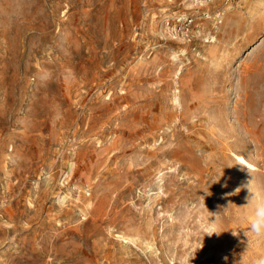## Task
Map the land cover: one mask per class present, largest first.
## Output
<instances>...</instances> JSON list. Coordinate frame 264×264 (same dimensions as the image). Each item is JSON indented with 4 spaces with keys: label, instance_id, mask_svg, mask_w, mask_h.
Segmentation results:
<instances>
[{
    "label": "rangeland",
    "instance_id": "obj_1",
    "mask_svg": "<svg viewBox=\"0 0 264 264\" xmlns=\"http://www.w3.org/2000/svg\"><path fill=\"white\" fill-rule=\"evenodd\" d=\"M262 228L264 0H0V264H264Z\"/></svg>",
    "mask_w": 264,
    "mask_h": 264
},
{
    "label": "bare ground",
    "instance_id": "obj_2",
    "mask_svg": "<svg viewBox=\"0 0 264 264\" xmlns=\"http://www.w3.org/2000/svg\"><path fill=\"white\" fill-rule=\"evenodd\" d=\"M201 6H202V7L206 6V7L210 8L209 5L206 4V2H203ZM221 10H223V11H227L228 8H227L226 6H224V7H221ZM237 158H239L240 160L244 161V159H243L242 157L237 156Z\"/></svg>",
    "mask_w": 264,
    "mask_h": 264
},
{
    "label": "clouds",
    "instance_id": "obj_3",
    "mask_svg": "<svg viewBox=\"0 0 264 264\" xmlns=\"http://www.w3.org/2000/svg\"><path fill=\"white\" fill-rule=\"evenodd\" d=\"M252 227H253V229H254V230L257 228V224H256V222H255V221L253 222V225H252ZM261 230H262V231H264V228H262Z\"/></svg>",
    "mask_w": 264,
    "mask_h": 264
}]
</instances>
